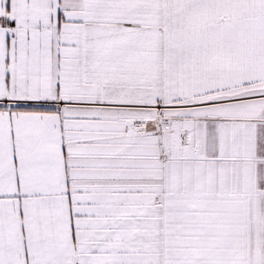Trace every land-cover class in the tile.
I'll list each match as a JSON object with an SVG mask.
<instances>
[{
    "label": "snow or ice",
    "instance_id": "snow-or-ice-1",
    "mask_svg": "<svg viewBox=\"0 0 264 264\" xmlns=\"http://www.w3.org/2000/svg\"><path fill=\"white\" fill-rule=\"evenodd\" d=\"M0 264H264V0H0Z\"/></svg>",
    "mask_w": 264,
    "mask_h": 264
}]
</instances>
